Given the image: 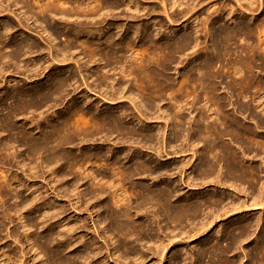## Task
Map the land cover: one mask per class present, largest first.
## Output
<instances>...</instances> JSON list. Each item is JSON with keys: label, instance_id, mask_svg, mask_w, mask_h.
<instances>
[{"label": "bare ground", "instance_id": "6f19581e", "mask_svg": "<svg viewBox=\"0 0 264 264\" xmlns=\"http://www.w3.org/2000/svg\"><path fill=\"white\" fill-rule=\"evenodd\" d=\"M117 1L0 0L1 65L7 61L9 64L10 60L15 61L26 54L35 58L37 51H40L38 53L40 57L47 56V60L49 59L53 64L74 61L72 64H62L63 69L59 70L60 73L69 72L74 84L78 83L71 91L75 92L83 85L87 92L98 94L106 102L107 100L111 102L105 103L104 108L101 106L94 108V105L91 106L93 99L89 96L90 93L84 94L81 91L84 96L72 102L61 113H57L55 117L53 116L54 118L47 119L48 121L44 123L46 126L39 129V134L36 132L34 134L33 130L29 131L26 128L29 122L20 123V120L17 122L14 120L15 115L21 116L26 112L36 111L51 103L52 100L56 101L54 103L56 105L60 99L58 97L62 93L65 95L67 93L65 90L68 85V75L64 73L67 76H62L56 73L51 85H35L34 90L30 87H23L20 91L8 90L9 98L13 101V109H9L6 115L0 116V130L7 132V138L0 142V151L4 155L1 161L3 164H9L11 160L17 159V154L10 152V149L21 147L23 155L30 161L41 159L40 165L45 163L43 165L47 167L59 164L58 167L61 168L59 173L62 177L60 180L63 183L64 180L66 181L62 186H71V195H66V198H64L65 194L60 195L58 191L60 187L55 186L57 182H52L54 184L52 187L48 184V188L51 189L49 194L54 201L64 198L66 206L70 209L89 212L92 205L88 201L85 202L86 206L80 203L79 183L85 180L84 183L88 184L87 194H92L103 201L112 231L124 239L133 233L141 232L144 228L140 221L133 218V212H138L146 204H152L161 208L165 219L170 224L189 226L187 232L183 231L182 239H192L197 232L200 234L210 232L217 223L222 222L221 226L213 230L214 238L207 240L198 251V261L204 258V264H236L237 259L230 254L232 251L239 250L242 253L241 259L251 255L250 261L263 264L264 216L258 215L255 223H252L247 216L252 211L264 209V182L262 181L263 184L259 183V187H256L262 180L259 179L261 174L259 168L262 167L264 170V0H235L241 12H236L234 7L230 6L228 9L222 8L224 12L222 10L218 12L214 8L209 15H215L211 17L206 15L204 22L201 23V30H204L206 38L205 52L210 51V56L204 55V59L199 60L200 63L198 61L197 67H189L190 64L183 65L178 81L167 71L178 61L180 55L190 49L195 50L194 48L199 46L196 19L184 24L188 29L194 26L196 36L180 26L171 33L173 36L171 41H157L155 30L153 33L151 29L142 28L138 23L130 32L123 29V23L119 25L118 21L111 27L107 18L113 9L119 7ZM243 1L245 6L241 3ZM160 3L166 11L169 8L168 4H171L170 7L176 5L175 0H161ZM136 5L137 13L142 5L140 6L139 2ZM12 6L25 8V11L21 10L17 17L15 14V20L14 18L12 20L9 15L15 12L12 11ZM190 7H183L182 12L179 10L180 16L184 17L189 13L185 14L186 9ZM56 15H60L66 21L72 17L79 21L75 22L77 25L72 30L78 36L77 43L80 48H78L76 59L69 56L71 53L68 54L74 49L72 35L68 36L71 38L65 39L64 46L60 47L54 43L53 33L42 28L43 25H41L43 29L40 28L41 31L44 33L47 31L49 36V42H44H47L46 46L40 45L33 35L27 33L30 25L28 22L32 17H40L43 22H46L49 16ZM80 17H85V21L79 20ZM87 19L89 21H86ZM44 27H46L45 24ZM115 28L123 31L118 32L117 38L112 31ZM13 30L20 32V40L14 43L8 41L10 44L4 45L7 33H14ZM72 32L70 33L73 34ZM176 32L177 35H175ZM93 36L96 38L93 39ZM5 47H10V50L7 51ZM232 55L236 57L231 59ZM42 66L39 67L40 74L44 71ZM34 71H38V68ZM144 94L148 96L145 100ZM124 99L128 100L132 111L127 109ZM197 105H200L199 108ZM195 108L199 110L197 116L191 115L190 112ZM160 118L165 124V130L161 127L154 133L148 131L151 128L149 125V129L145 131L146 128H143L145 127L143 125L147 120L158 121ZM191 120L194 125H190ZM133 122L139 123L143 129H137ZM154 123L156 124V121ZM170 127L171 131L168 135L166 129L169 130ZM115 134L127 138L123 140L124 142L137 143V146L132 148L129 144L122 148L120 146L109 148L104 147L103 144H95L97 146L93 144L92 148L88 149L97 136L103 135L108 141L112 140ZM175 141H180L184 145L174 150L171 142ZM76 143L81 145L74 150ZM199 143L202 144L201 147L198 146ZM147 148L152 149L156 156L165 157L163 165L167 164L166 160L173 159L174 167L171 169L174 171H170L165 166L164 172L158 170L156 174L158 167L155 168L156 166L150 164L147 156H144L145 153L141 154L142 150ZM188 150H192L190 159L177 162L175 155L178 153L185 155L184 152ZM194 158L197 162L192 163L191 166L194 165V167L189 172L188 165ZM255 158L260 160L258 162L261 165L254 164ZM22 160L17 161L21 167L26 164ZM40 167L36 169L35 164L27 167L31 173L23 174L26 177L25 181H21L17 176L12 177L10 181L0 167V202L3 205L0 212V225L7 228L6 224H12L16 215L20 220L21 228L25 231V241L22 243L17 229L9 228L5 238H10L19 245L20 255L19 257L12 255L8 246L4 244L0 249V264H74L76 256L70 250L83 242L81 241L83 235L76 233L79 221L62 215L64 207L58 202L50 203L46 200L40 202L43 197L39 188H34L28 194L29 197L20 196L21 191H23L22 194L24 192L27 194L29 187L25 186V188L23 183L29 182L31 177L41 176L46 184L59 180L54 170H50L48 179L44 174H39L42 170ZM196 173L200 176V182L195 178ZM164 174L165 178L162 181L160 179L161 183L154 187L143 181ZM226 176L228 180L231 179V182ZM176 178L179 184L190 189L206 188L207 184H213L216 188L220 186L232 188L236 190L238 196H232L229 193H224L226 196H223L222 190L212 193L204 191L199 196L186 195L179 198L174 187ZM237 181L248 182L250 190L242 186L244 183L241 185ZM27 185L30 184L27 183ZM255 189L257 194L254 195ZM11 191L16 198L14 203H10L13 198ZM39 209L43 210L42 214L39 213L37 216L30 214V211L38 212ZM92 212L87 213L91 221L93 220ZM240 212L245 213L246 216H243L245 218L242 221L231 218ZM51 220H57L60 231L54 229L47 231L48 222ZM96 224L93 222L92 227L98 231ZM255 225L258 227L255 239L258 244L255 242V246L254 243L253 246H248L247 253L243 243L250 239V230ZM35 228H39L40 231L35 232ZM61 229L68 234L59 242L66 245V249L69 250L67 253H64L65 249L54 252L51 247L55 238L63 237ZM161 236L160 240L153 241L155 251L151 252L157 260L159 259L158 264H163L169 246L176 244V242L173 243L174 239L168 238L165 234ZM106 251L108 252V249ZM111 254L107 253L108 259L112 258ZM26 256L28 257L25 263L23 258ZM242 261L239 264H244Z\"/></svg>", "mask_w": 264, "mask_h": 264}, {"label": "rangeland", "instance_id": "374dc122", "mask_svg": "<svg viewBox=\"0 0 264 264\" xmlns=\"http://www.w3.org/2000/svg\"><path fill=\"white\" fill-rule=\"evenodd\" d=\"M103 1H105V0H103ZM129 1H130V4H129ZM160 1L161 0H118L117 2H119L118 3L119 7L116 8L115 10L113 9L112 12L109 13L112 15V17H110L111 15H109L108 16L109 18H107V20H108V22H110L109 24H111V27L113 26L114 22H115V25L117 24V21H118L119 25H121L123 23L122 24L124 27L123 29H126V31H129V32L133 30L136 23L141 24L142 28L146 27L148 29H151L150 31L153 33H155V31H156L157 41L169 42L173 39V36L171 33L174 32L176 27L182 26L181 27L182 29H184V30L188 29L184 26V24H186V22L188 23L189 21L196 19L195 26L197 25V28H198L197 37H198L199 46H196L194 48L195 50L190 49V50L186 51L185 54L180 55V58L178 59V61H176L177 63L175 62L176 64L175 63L172 64L173 66L171 65L167 71V73L169 75H171L172 78L176 77V81H178L179 73L181 70H183V68H182L183 65L188 64V66H189V64H190L189 67H191V66L197 67V65L200 63L201 59H204V55L210 56V51L207 50L205 52L204 45L206 42H204V40L206 38L204 36V30H201V28H202L201 23L204 22L203 21L204 17L206 15H209L210 13H212L214 8L217 9L218 12L219 11L224 12L225 10H222V8L226 7L228 9L230 6H233L234 7L233 9L236 12H241V9L238 6V3L235 2V0H193L194 2L192 0L191 1L190 0H175L176 5H174L173 7H170L171 4H168L169 8L167 9L168 11H166V9L162 6L163 4L160 3ZM170 1H173V0H170ZM137 2H139L140 6L141 5L142 6L140 7L138 5V8L140 7L139 12L136 13L135 7L137 6L136 5ZM186 2H187V6H186ZM188 2L189 3L191 2V4H188ZM241 3H242V5L245 6V1H243ZM224 4H226V5L224 6ZM190 5H191V7H190ZM193 5H196V6L193 7ZM183 7L184 8L190 7V9H186V12L184 11L185 14L187 12H189V13H187L184 17H181L179 13L182 12V10L184 9ZM18 8H19L18 6L17 7L12 6V9H13L12 11L13 12L15 11L14 14H12L11 11H10L11 13L9 12L10 13L9 15H11V17L10 16L9 17L12 20H13V18L15 20V17H14L15 14L17 17L19 15V13H21V10L25 11V8H23V9L22 8L18 9ZM208 8H210V9H208ZM179 10H180V12H179ZM207 10H209V11H207ZM113 11H114V13H113ZM6 13H8V12L6 11ZM29 15L31 17V13H29ZM177 15L180 16L179 19H178ZM212 15H215V14H212ZM212 15H209L208 17H211ZM59 16L60 15H56V16H52V17L49 16L47 18L46 22H43L42 19H40V17H38V18H35V16L32 17V19H30L28 22L30 25H29L27 33L30 35H33V37L35 39H37V41L40 43V45L44 44L45 46H46L47 42H49L48 41L49 36H48L47 31H45V33H47V34H45L44 31L43 32L41 31L42 28H46V30L53 33V37L55 38L54 43L58 44L60 47L64 46L65 39L72 37L71 40L74 41V49H72L68 54L71 53L69 56L70 57L73 56L75 58L80 48L78 45L79 43H77V42H79L78 36H76L72 32V30L75 29L74 26H76L79 21H77L75 19V17H72L68 21H66L65 19L61 18V16L60 17ZM133 16H134V18H133ZM186 17H187V20H186ZM189 17H191V18H189ZM111 18H113V19H111ZM169 18H170V21H169ZM35 19H37V20H35ZM176 19L179 20L180 22H178ZM79 20L85 21V17H80ZM112 20H114V21H112ZM86 21H89V19H87ZM134 21H136V22L134 23ZM75 22H77V23L75 24ZM39 24H40V26H39ZM44 24L46 25V27H44ZM41 25H43L42 28H41ZM64 26H66V28H64ZM70 27H71V31H70ZM157 28H158V30H157ZM191 28L189 27L188 30L191 31L192 34H194L193 36H196V31H194L195 30L194 26H191ZM101 30H103V29H101ZM112 31H114L113 34L115 35V38L118 37L119 33L123 32L120 28H118V29L115 28ZM13 32L14 33H12V32L7 33L4 45L8 46L10 43H14V42L20 40V38H19L20 32H18L19 34L17 32H15L14 30H13ZM39 32H41V33H39ZM70 32H72L73 34H71ZM179 32H181V30H179ZM141 33L143 34V31ZM41 35H42V37H41ZM175 35H177V32ZM68 36H71V37H68ZM73 37H74V39H73ZM92 38L94 39L96 37L93 36ZM7 39H9V40H7ZM50 39H51V37H50ZM137 40H139V38H137ZM45 41H47V42L44 43ZM143 47L145 49V46H143ZM5 49L7 51H9L10 47L9 48L5 47ZM144 49L141 48V50H144ZM191 51H195V52H192L193 53L192 54ZM37 52L39 53L40 51H37ZM38 53L35 52V55H34L35 58L30 57L29 55H28L29 56V58H28V56L26 54V55H22L19 59L15 60V61L10 60L9 64L7 63L8 61L6 62L7 64L5 62H4L5 64L3 63V65H1L2 63L0 64L1 65V67H0V116L6 115L10 110L13 109L12 108L13 107V103H12L13 101H12V99L9 98L8 90L20 91V90H22L23 87H30V88H32L31 90H34L33 88L35 87V85L36 86L51 85L52 84L51 81H53L54 76H56L57 74H60L62 76L68 75V78H67V82H68L67 84L68 85H66V90H65V92L67 91V93H66V95L64 93H62V95H60L58 97V98H60L59 100L57 98L58 103H56V105L54 104L56 101L52 100V102L49 103L48 105H46V106L44 105V107H41V108L37 109L36 111H32L33 113L32 112H28V113L26 112V114L25 113L21 114V116H20V114L19 115L17 114V116L15 115L14 120L17 122H19V120L21 121L20 123H26L28 121L29 124L27 125L26 128L29 131L33 130L32 132L34 134H35V132L37 134H39V129H43L46 126V124H44L45 122H47L53 116L55 117V115L57 113L59 114L62 111H64L67 106L72 104V102L79 100L82 96H84L83 93L84 94L90 93V92H87V90L84 88L83 85L79 87L80 89H77L78 91L77 90L75 92L71 91V90H73V88L75 86L78 85V83H76V85L74 84L75 82H73V80L70 78L69 72H66V71L63 72L62 71L63 73L62 72L60 73L59 70L62 68L61 67L62 64L63 65H66L68 63L72 64V63H74V61L68 60V62H66V63H58L59 65L55 62L56 63V66H55V63L53 64V62L49 61V59L47 60V58H46L47 56L46 57H43V56L40 57V55ZM130 54L131 53H129V55ZM127 55H128V53H127ZM235 57H236V55H232L231 59H233ZM41 58H43V60ZM227 58H229V57H227ZM44 59H46V61ZM41 61H43V62L40 63ZM198 61H199V63H198ZM31 62L33 64H31ZM36 62H39L38 64L40 66L43 65L41 67V68H44L43 73L40 74V72H39L40 66H38V64ZM45 62H47V63H45ZM29 64L31 65L32 68L30 67ZM26 67L28 68L27 70H26ZM33 67L35 68L34 70H36V68H38V71L35 72L33 70ZM56 67H58V68H56ZM107 68L109 69L110 67H107ZM105 71H103V72H105ZM64 73L67 75H65ZM109 75H110V73H109ZM69 78L71 79V81ZM81 91H83V93H81ZM78 92H80V93H78ZM89 96H91L93 99V103L91 106L94 105L93 106L94 108H97L98 106H101L102 108H104V106L106 104L111 103L108 100L106 102L105 99L100 97L98 94L94 95V93H90ZM143 98L145 100L148 98V96L146 94H144ZM123 101L124 102L126 101L125 105H126L127 109L132 111L131 107H129L131 105L129 104V102H127L128 100L124 99ZM165 101L167 102V100H165ZM102 104H103V106H102ZM1 105H3V107ZM197 106L199 108L200 105H197ZM198 108H195V110L194 109L191 110L190 111L191 115L197 116L198 111H199V110H197ZM42 116H43V118H42ZM23 117H24V119H23ZM41 118L43 119V121ZM188 118H189V116H188ZM30 120L31 121L33 120V121L31 122ZM147 121H146L147 124L145 123L143 125V126H145L143 128H146L145 131H147L149 129V125L151 126V128L148 131H151L154 133L157 132L158 128L161 129V127H163L165 130V124H163L164 122L162 121L161 118L158 119V121L157 120H154V121L153 120H151V121L147 120ZM155 121H156V124L154 123ZM191 122H192V120L190 121V125H194L193 122L192 123ZM133 123L135 124V127L137 129H143L139 126V123H137V122H133ZM157 125L160 127H158ZM162 125H164V126H162ZM186 126L188 127L189 125H186ZM156 127H157V129H156ZM166 131H167V134L169 135V133L171 131V127L169 128V130L166 129ZM6 138H7V132L0 130V142L2 143V140L3 139L5 140ZM227 138H226V141H228ZM111 139L112 140L107 141L106 137H104L103 135L97 136L95 142H91L90 143L91 145L88 147V149L89 148L91 149L93 144H94V146L103 144L104 147L106 146L109 148L110 147L116 148L118 146H120L122 148V146L125 147L129 144L132 146V148H134V146H137L136 145L137 143L136 144L130 143V141H128V143L124 142L123 140H125L127 138H124L121 135L119 136V135L115 134L112 136ZM121 142H123V143H121ZM194 142L197 143V141H194ZM1 143H0V145H1ZM95 144H97V145H95ZM171 144L174 145V150L176 148L178 150L179 149L178 147L184 145L182 142L180 143V141L179 142L178 141L171 142ZM80 145H81L80 143H76V146H75L76 148H74V150H76ZM198 146L201 147L202 144L199 143ZM144 148H146V147H144ZM148 149L149 148L143 149L141 154L145 153L144 156L145 157L147 156V159H149L148 161L150 162V164L154 167L156 166L155 168L158 167L156 169V174L158 173V170L162 171L163 168H165V166H167V168L170 169V171H172V170L174 171V169H171L172 167H174L173 166L174 164H172L173 159H170V161L166 160L165 163H167V164L163 165L164 164L163 160L165 159V157L164 156H161V157L156 156V154H153L152 149H150V150H148ZM10 152H15V154H17V156H18L17 159L11 160V162L9 164H3V162L1 160H3L2 157L4 155L2 154L3 152L0 151V164H1L0 167H2L1 170H3L5 172L4 175L6 174L10 181H11V178L14 176L19 177V179H21V181H25L24 179L26 177L23 176V174L25 172L28 174L31 173L30 171L27 170V167L31 166L32 164H35L37 166L36 169H38L39 166H41L40 170L41 169L42 170L39 174H44L46 177H47V175H48V177L50 176V172H51L50 170H54L55 173L58 175L59 180L56 179L54 181H50V183H47V184L45 183V181H42L43 179L41 176H38L36 178L31 177L32 179L30 178L29 182L28 181L24 182V183H26V185L23 183L24 187L25 186L29 187L27 194L25 192H24V194H22L23 191H21L20 196L24 195V197H26V196L29 197L28 194L31 191H33L34 188L35 189L39 188V191H42L41 196L43 197V199L40 200V202H42L43 200H46L47 202H50V203L58 202L64 207V212L62 213V215L66 216L68 218L72 217V218L79 221L77 224L78 230L76 233H77V235H83V238L81 239V241L83 240V242H82V244L75 245L70 250L76 256L74 264H158L159 259L157 260V258H155L156 256H153L151 252L155 251V245L153 244V241L155 242V241H157V239L160 240L162 237L161 236L162 234H165L168 238H172V240L174 239L173 243L176 242L175 245L171 244V246H169L168 250L166 251L165 259L162 262L163 264H204V258L201 261H198V255H197L198 251H200L202 249V247L204 246V243L207 240H211L214 238V236H212V232L215 228L221 226L222 222L217 223L210 232L207 231V232L201 233V234L199 232H197V234H195L192 239H182L183 233L187 232V230L189 229L188 225L187 226L172 225L165 219V216H164L160 207L152 205V204L151 205L146 204V206L144 205L143 208H141L138 212L137 211L133 212L134 213L133 218L140 221L143 224V227H144L143 230L139 233H133V234L129 235L126 239H124L112 231V228L109 224V219H107L108 212H107V209L105 208V206L103 205V201H101L100 198L93 196L92 194H87L88 184L84 183L85 180L80 181V183H79V191L81 192V198H80L81 202L80 203H82L84 206H86V203L88 201V203H90L92 205L91 210H89V212H85V211H81L80 209H77V211L70 209L68 206H66L64 198H66V195L68 196V194H69V196L71 195V191H70L71 186H69V185H63L62 186V184H64L66 181L64 180V183H63V181L60 180V179H62V177L59 173L61 170V168L58 167L59 164H58V166L57 165H54V166L51 165V166L47 167V166L43 165L45 163H42V165H40L41 159L39 160L37 158L35 160L32 159V161H30V160L25 158V155H23L21 147H17L16 149L11 148ZM188 153H190V154H188ZM109 154H110V152H109ZM184 154L185 155H183V153H178V155H175L176 159H177L176 161L178 162L179 160H182V159H185L186 161L189 160L191 155H192V150L185 151ZM171 155H173V154H171ZM20 159L24 160V161L22 160L24 162V164L26 163L24 166L22 165V167L20 164H17L18 163L17 161ZM257 159L258 158H255L256 162L254 161V164L257 163L256 165H258V164L261 165V163L258 162L260 160L259 159L257 160ZM194 162H197V161H195V158L190 162V164H189L190 166L188 165L189 169L187 171L190 172L193 169L194 165L193 166H191V165H192V163L194 164ZM159 163L162 165H160ZM52 167H53V169H52ZM259 169H260L261 174L262 173L263 174L262 175L260 174V177L261 176L262 177L261 178L259 177V179L260 180L262 179V180L259 181V179H258L259 182L257 183L256 187H259V183L261 185L264 182V176H263L264 170L262 167H260ZM164 170L162 172H164ZM194 175H195V173H194ZM165 176L166 175L164 174V175L157 176L155 178H151L148 180L145 179L143 181L147 182V184H149L151 187L152 186L154 187L156 185H159L161 183V181L165 178ZM48 177H47V179H48ZM195 178H197V181L200 182L201 179H200V176L197 175V173H196ZM226 178L228 180L227 176H226ZM160 179H161V181H160ZM177 180H178L177 178L174 179V181H175L174 187H175V190H177V193L179 194V198L185 197L186 195H189V196H194V195L197 196L198 195L199 196V195L203 194L204 191H207L208 193H212L214 191L219 192L222 190H223V196H226L225 194H228V193L232 194V196H234V195L238 196V194L236 193V190H233L232 188H228L226 186L225 187L220 186V188H221L220 189V188H216L213 184H207L208 186L206 188L203 187L200 189H193V188L190 189V187H185V186L179 184L177 182ZM228 181L231 182V179H229ZM52 182H54V183L57 182L55 186L60 187V189L59 188H57V189H59L58 191L60 192L59 193L60 195L65 194L64 198H62L58 201H56V200L54 201V198H52V196L50 195L51 189L48 188V184L50 185L49 187H52L54 185ZM27 183L30 185H27ZM237 183H240V182L237 181ZM242 183H244L245 185L244 184L242 185ZM242 183H240V184L243 187L249 188L248 189V191H249L250 190V187H248V186H250L249 183L248 182H246V183L242 182ZM40 186H41V188H40ZM42 188H43V190H42ZM226 188H228V189H226ZM256 190L257 189L254 190L256 193H254V191H253L254 195L257 194ZM12 193L14 194V192L11 191V195L13 198L10 200V203H14L15 199H16V198H14V195ZM253 193H252V195H253ZM239 195L241 196L242 194L240 193ZM133 200H135V199L133 198L132 201ZM134 203H135V201H133V205H134ZM0 206H1L0 207V212H1L3 209V205L1 204V202H0ZM111 208L114 209V207H111ZM39 210H38V212L37 211L36 212L30 211V214H33L36 216L39 215V213L42 214L43 210H41V209H39ZM263 210L264 209L252 211L250 213V215H248L247 217L250 219V221L252 223H255L256 217H258V215L264 216ZM79 211H81V212H79ZM91 211H93L92 217L94 220V221L93 220L92 221L95 222V224L97 223L96 225L98 227V231H96L92 227L93 222L91 221V219L89 218V216L87 214V213H90ZM240 213H237V215H235L231 218L237 219V221H242L246 216H245V213H241V214ZM243 216H245V217H243ZM48 223H49V228L47 229V231H49V230L52 231L53 229L55 231H60V229L58 228L59 223L57 222V220H53V221L51 220ZM6 227L7 228H3L0 225V249L3 248L4 244H6L9 248L11 254L16 256V257H19V255H20L19 245L16 244L12 239L7 238V237L5 238V236L7 235L9 228L15 227L17 229V232H18V234L22 240V243H23L25 241V237H24L25 231H23V229L21 228L20 220L17 219L16 215L14 216V222L12 224H6ZM257 230H258V227L256 225L253 226V228L250 230V232H251L250 239H248V241L245 242L247 244L243 243L244 247H246L247 253H248V246H253V245L255 246V242H256L255 239H256V235H257L256 233H258ZM38 231H40V229L35 228V232H38ZM63 231L64 230H62L61 233ZM181 232H182V234H181ZM62 234H63L62 235L63 237L59 236V237L55 238L54 243L51 244L52 245L51 247H52L54 252H59L60 249H63V250L65 249L64 253H67L69 251L68 249H66V245H62L59 243L61 241V238L63 239L64 236L67 237V235H68L65 232H63ZM104 240H105V242H104ZM179 240H181V242ZM57 241H58V243H57ZM103 242L106 245L103 244ZM182 245H183V247H181ZM124 246H125V248H124ZM106 248L108 249V252L106 251L107 250ZM235 251H232L230 255L235 256V258L237 259L236 264H239L241 260H243L242 262L244 264H257L256 262L250 261L251 255H248V257H244V258L242 257V259H241L242 253L239 250H237V252H235ZM107 253L108 254L112 253L111 255H112L113 259L112 258L108 259ZM240 253H241V255H240ZM27 257L28 256L23 258V261L25 260V263L27 262Z\"/></svg>", "mask_w": 264, "mask_h": 264}]
</instances>
